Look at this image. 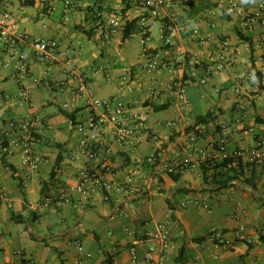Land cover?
Instances as JSON below:
<instances>
[{
	"label": "crops",
	"instance_id": "0c3cea01",
	"mask_svg": "<svg viewBox=\"0 0 264 264\" xmlns=\"http://www.w3.org/2000/svg\"><path fill=\"white\" fill-rule=\"evenodd\" d=\"M6 1L18 28L34 37L54 39L59 60L71 52L96 96L125 103V122L141 132L142 140L123 145L114 136V125H109L97 139L111 141V154L90 161L79 151L82 135L75 127L76 119L87 113L85 98L68 89L77 81L66 78L62 63L56 61L51 71L64 88L59 91L46 74L45 63L33 56L20 59L0 38V264H23V260L81 264L78 241L92 253L85 258L91 264H106L102 248L110 252L113 264H150L145 253L154 243L156 255L160 254L165 228L170 234L166 264H264L263 164L255 161L253 167L256 192L241 181L215 190L177 191L185 182L201 184V163L223 158L219 148L223 137L228 139L229 153L252 148L257 139L264 141V122L258 119L264 118V25L256 21L253 30L245 25V14L264 10V0H170L156 16L139 0ZM232 3L235 11L230 9ZM144 13L149 14L150 37L144 40L137 29L125 38L126 22ZM171 14L180 24L172 46L165 47L164 20ZM152 55L167 67L148 71L144 63ZM218 58L230 63L216 68ZM191 60L199 65L195 76ZM183 77L181 94L172 82ZM21 89H28V99L20 95ZM62 109L73 112L74 118ZM34 110L43 116V126L35 147L39 166L28 175L11 123ZM211 110L212 119L197 123L199 115ZM60 114L67 118L60 119ZM202 124L207 131L192 140V132ZM5 139L8 145L3 147ZM151 153L157 156L154 165L146 162ZM105 155L110 166L105 178L115 186L109 190L111 198L124 199L117 187L125 183L132 193L144 188L148 195L113 211L103 179L88 181V192H80V169L90 162L98 166ZM185 158L190 159L189 166L181 170L178 162ZM242 158L253 161L248 154ZM170 164L181 172L183 184L170 178ZM248 170L250 174L252 166ZM159 174L168 179L166 187L155 177ZM197 195L208 207L194 200L182 205ZM169 196L174 197L172 207ZM85 204L99 211L91 207L85 211ZM12 212L24 217L11 219ZM7 224L9 231L2 237ZM241 226L242 236H237ZM213 229L230 245H217L209 236Z\"/></svg>",
	"mask_w": 264,
	"mask_h": 264
},
{
	"label": "built area",
	"instance_id": "2783aa9c",
	"mask_svg": "<svg viewBox=\"0 0 264 264\" xmlns=\"http://www.w3.org/2000/svg\"><path fill=\"white\" fill-rule=\"evenodd\" d=\"M139 3L145 7L149 14L158 15L159 9L162 6L169 5L170 0H139ZM231 11H235L236 3H232L230 6ZM238 12H243L242 8L237 10ZM149 14H141L139 20V29L143 33V39L146 40L150 37L149 31ZM247 18L245 25L249 30L254 29V23L260 21L264 25V10L260 9L254 13L245 14ZM179 18L176 14H171L164 20V34L163 43L165 47H171L173 44V36L179 29ZM107 34L109 30H106ZM105 33V30L102 29ZM0 38L4 44L9 45L12 50L19 54L20 59L26 60L29 56H33L37 61L45 63L47 68L45 72L49 79L54 81L56 88L60 91L64 88L61 87V83L52 76V65L56 61H59L63 65L64 75L66 78L74 79L77 82L74 84H69V93L73 96L84 97L85 98V109L87 111L85 116L78 117L75 121V127L78 132L82 135L81 143L79 146V151L84 154L88 159L94 160L99 154H111V141L109 139L98 140V136L103 132L107 126L114 125L113 133L114 136L123 145H136L142 140L141 132L133 126L127 125L126 119V105L122 101L112 102L110 99L101 98L95 95L93 88L90 86L89 81L86 76L80 75L79 66L72 56L71 52H66V57L64 59L58 58V44L52 38H41L34 37L29 32L22 30L17 27V20L15 15L8 7L6 0H0ZM204 41L205 37H201ZM213 59H215L213 57ZM194 68L192 76L196 75V64L194 60L190 61ZM229 61L224 58H218L216 68H223ZM25 67L27 63L23 62ZM144 67L148 71H153L158 68H165L167 64L165 61L159 58L158 55H152L144 63ZM210 72L213 69H209ZM186 79L183 77L181 79H174L172 82V87L180 92L181 94L185 91L184 81ZM206 81V78L201 80ZM20 95L24 98H29L28 89H21ZM12 129L18 134L19 143L24 155V161L27 164L28 175L35 172L39 166V162L35 157V147L39 142L37 134L40 128L43 126V116L36 110L29 112L25 117L13 120L11 123ZM207 131L206 125L202 124L191 134V139L196 140L201 134ZM228 143L227 137H223L219 142V148L223 153V157H238L243 154H248L251 160L256 161L259 164L264 165V141L257 139L256 144L252 148H240L229 153L226 149ZM149 163L156 164L157 156L155 153H151L147 159ZM190 159L185 158L178 162L179 166H186L189 164ZM109 158L105 155L101 160V163L96 166L90 162L87 166L80 169L79 176L80 180L77 184V189L82 193L88 192L87 182L94 180L103 179V186L105 188V197L107 200L111 198L109 190L114 188V182L105 178L106 171L109 170ZM174 165L170 164L167 167V171H174ZM117 189L124 193V195L131 194L132 188L129 183L121 184ZM194 200L200 203L204 207H208V204L202 200L200 195L194 198H186L182 205L186 206L190 201ZM244 226H241L237 230V236H242ZM209 236L217 245L229 246L231 241L219 237L216 230L213 229L209 232ZM79 252H81L82 257L80 259L81 264H91L85 258L92 255L90 251H87L82 242L78 241L76 243ZM162 249L160 254L156 255L157 246L152 243L147 252L145 253V259L150 262V264H166L164 258V252L168 249L170 245V234L165 228L164 233L161 236ZM132 253L136 255L135 247H132ZM197 264V263H194Z\"/></svg>",
	"mask_w": 264,
	"mask_h": 264
},
{
	"label": "trees",
	"instance_id": "16d2710c",
	"mask_svg": "<svg viewBox=\"0 0 264 264\" xmlns=\"http://www.w3.org/2000/svg\"><path fill=\"white\" fill-rule=\"evenodd\" d=\"M45 1V0H43ZM31 2V0H30ZM48 8L51 9V4L48 5ZM139 20L140 18H134L132 20H128L126 22V24L124 25V33H125V38L129 37L132 33H134L137 29H139ZM197 67L199 66L198 64L196 65ZM63 112L67 113V115L69 117L74 118V114L73 112H68L64 109H62ZM214 117V111L211 110L209 112H207L206 114H202L199 115L197 117V123H206L207 121H209L210 119H212ZM259 121L264 122V118L262 117H258ZM191 129V128H190ZM2 133V130L0 129V135ZM39 133L37 134V137L39 138ZM8 145V141L3 142V147H6ZM2 159H5V155L2 156ZM61 160V156L59 155L58 157V163ZM5 163H7L9 166L13 167V164H11L10 162H8L7 160H4ZM147 163H149L148 161H146ZM57 163V165H58ZM256 165L255 161L252 162H246L244 161V159L242 158V156H232V157H223L218 159L217 157H211L208 158L206 160H204L201 163V171H202V180H201V184L202 183H210L215 185V187H203L201 189H193L191 187L188 186H180L178 188V192H184V193H188V192H201V191H206V190H215V189H220L223 187H228V186H234L235 184H237L238 180H242L244 182H246L249 185H253L256 189L258 188V184L256 182V178H255V173H254V166ZM189 165L186 166H180L179 168L185 169L186 167H188ZM252 166V172L249 174L248 173V169L249 167ZM180 170V171H181ZM169 176L171 179H173L178 185L183 184L186 180L182 177L181 172H177V171H171L169 172ZM157 178V180L161 183V182H165L168 184V179L163 175V174H159L155 176ZM159 188L161 189V191H166V189L161 186L160 184L158 185ZM144 191V188H141L135 192H133L132 194H127L125 195L123 198H127L130 197L132 195L138 194L140 192ZM149 191H147L144 195H148ZM174 197H167V200L169 202V204L172 207V199ZM139 198L134 199L133 202L138 201ZM111 206L114 207L119 200H116L114 198H110L109 199ZM127 203L121 205L119 208H123L124 206H126ZM93 204H85L84 205V209L86 208H90L93 207ZM22 217H24V214L22 213H15L12 212L11 214V219H20L22 220ZM103 252L105 253L106 257H105V263L106 264H113L112 261V256L110 254V252L106 249V248H102ZM26 263V260H23V264Z\"/></svg>",
	"mask_w": 264,
	"mask_h": 264
},
{
	"label": "water",
	"instance_id": "95a60500",
	"mask_svg": "<svg viewBox=\"0 0 264 264\" xmlns=\"http://www.w3.org/2000/svg\"><path fill=\"white\" fill-rule=\"evenodd\" d=\"M238 181H241V182L247 184L246 182H244V181H242V180H238ZM161 185H163L164 187H166L165 182H161ZM247 185H249V184H247ZM184 186H188V187H191V188H193V189H197V190H198V189H201V188H203V187H215V185L210 184V183H202V184L197 185V186H190V185H189V182H185V183L183 184L182 187H184ZM249 186L254 190V192H256V188H255L253 185H249ZM143 194H144V192L142 191V192H140V193H138V194H135V195H132V196H130V197H127V198L123 199L122 201L118 202V203L113 207V211H115V210H116L117 208H119L121 205H123V204H125V203H128V202H131V201H133L134 199L139 198V197L142 196ZM91 208L98 210L97 207H91ZM85 211H87V209H86ZM98 211H99V210H98ZM80 217H81V216H80ZM79 219H80V218H79ZM8 231H9V224L6 225V227H5V231H4L2 237H4V236L8 233Z\"/></svg>",
	"mask_w": 264,
	"mask_h": 264
},
{
	"label": "rangeland",
	"instance_id": "374dc122",
	"mask_svg": "<svg viewBox=\"0 0 264 264\" xmlns=\"http://www.w3.org/2000/svg\"><path fill=\"white\" fill-rule=\"evenodd\" d=\"M43 20H44V21H47V20H48V17H47V16L44 17ZM135 42L139 43L138 40H135ZM60 115H61V116H60V117H61L60 119L65 120V119L67 118V116L64 115V114H60ZM64 118H65V119H64ZM138 201H139V200H138ZM138 201H136V202H138ZM136 202H135V203H136ZM132 203H134V202H132ZM71 226H72V225H71Z\"/></svg>",
	"mask_w": 264,
	"mask_h": 264
}]
</instances>
